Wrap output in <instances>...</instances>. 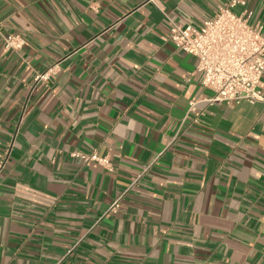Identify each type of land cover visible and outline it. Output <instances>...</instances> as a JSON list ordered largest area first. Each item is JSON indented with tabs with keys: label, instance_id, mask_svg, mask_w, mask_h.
<instances>
[{
	"label": "crops",
	"instance_id": "0c3cea01",
	"mask_svg": "<svg viewBox=\"0 0 264 264\" xmlns=\"http://www.w3.org/2000/svg\"><path fill=\"white\" fill-rule=\"evenodd\" d=\"M228 1L0 0V264H264V103L166 40Z\"/></svg>",
	"mask_w": 264,
	"mask_h": 264
},
{
	"label": "built area",
	"instance_id": "2783aa9c",
	"mask_svg": "<svg viewBox=\"0 0 264 264\" xmlns=\"http://www.w3.org/2000/svg\"><path fill=\"white\" fill-rule=\"evenodd\" d=\"M241 5V0H229L199 28L181 26L166 17L170 25L166 40L197 59L195 72L201 76V86L211 94L206 99L208 103H264V94L260 89L264 72V26L252 22L251 14L246 10L235 11ZM3 44L5 48L17 50L23 47L24 40L9 34L3 38ZM52 69L37 75L35 82L46 80ZM194 105L191 103L188 111H193ZM13 144L14 138L6 146L0 171ZM81 157L86 164L96 162L104 168L110 166L107 158L96 153ZM118 201L111 205L108 212L118 207Z\"/></svg>",
	"mask_w": 264,
	"mask_h": 264
}]
</instances>
